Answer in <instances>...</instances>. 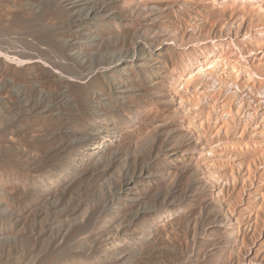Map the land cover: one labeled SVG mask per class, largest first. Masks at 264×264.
<instances>
[{"label": "rangeland", "instance_id": "obj_1", "mask_svg": "<svg viewBox=\"0 0 264 264\" xmlns=\"http://www.w3.org/2000/svg\"><path fill=\"white\" fill-rule=\"evenodd\" d=\"M0 264H264V0H0Z\"/></svg>", "mask_w": 264, "mask_h": 264}]
</instances>
